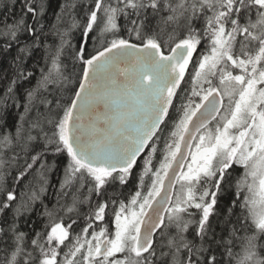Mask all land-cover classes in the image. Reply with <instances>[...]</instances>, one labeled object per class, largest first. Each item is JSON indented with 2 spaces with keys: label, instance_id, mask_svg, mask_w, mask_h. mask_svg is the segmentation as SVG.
<instances>
[{
  "label": "snow or ice",
  "instance_id": "obj_1",
  "mask_svg": "<svg viewBox=\"0 0 264 264\" xmlns=\"http://www.w3.org/2000/svg\"><path fill=\"white\" fill-rule=\"evenodd\" d=\"M16 2L0 0L12 13L0 63L13 65L0 103L23 107L0 136L4 264H264V0H90L72 18L77 46L46 24L51 0H20L19 14ZM39 48L45 67L20 96ZM49 155L67 158L57 204L68 222L45 206L49 222L30 236L20 221L47 191Z\"/></svg>",
  "mask_w": 264,
  "mask_h": 264
},
{
  "label": "trees",
  "instance_id": "obj_2",
  "mask_svg": "<svg viewBox=\"0 0 264 264\" xmlns=\"http://www.w3.org/2000/svg\"><path fill=\"white\" fill-rule=\"evenodd\" d=\"M8 0H5V3H7ZM73 0H51V7L49 8L47 15L45 17L46 24H55L57 27H59L62 31L67 29L68 36L67 39H70L71 44L74 46L78 45L79 39H80V32L78 29L71 27L72 25V18L74 17L77 20H80L82 22L83 17V8L86 3L90 6V0H75L77 7L75 9H69L67 12L63 14V20L57 21L56 20V14H59L61 12L60 5L71 3ZM19 8H20V0H17L15 6L13 7V12L19 14ZM7 17V22H12V13L7 12L4 9H0V21H3ZM2 26V25H0ZM59 37L56 35H49V38L46 40V44H59ZM203 43V42H202ZM0 45H2V38H0ZM91 48V43H90ZM200 51V48H199ZM199 53V52H198ZM14 54V50H13ZM46 52L44 48H39L35 51L33 57L29 58L27 60V63L25 65L26 69L33 73L32 77L27 81H20L15 87L16 91L19 93L20 96L24 95V92L26 89L32 88L36 85L37 81L40 79L41 76V69L45 67L46 64ZM196 60V59H195ZM194 60V62H195ZM64 62L68 65V71H71L73 68V60H72V51L71 49L66 48L65 50V56H64ZM78 71V68H77ZM13 78V65H12V56H7L6 59L3 60V63H0V97H3L7 86L10 82V80ZM75 80V76L73 77ZM187 80V78H186ZM75 85H73L74 87ZM187 85L183 84L182 88H185ZM177 102H174V107L176 106ZM23 113V107L21 106V102L19 100L14 101L13 99L9 98L6 102L0 103V136L8 133L15 132L14 125H18L20 123V116ZM173 115V110L171 109V112L169 114V119L165 122V125L170 127V118ZM163 125L162 132L163 136L167 137L168 134V127H165ZM49 161L56 164V167L49 172V182L45 185L47 188L46 192L39 193L41 200L43 201V206L41 205V200H38L35 202L34 209L32 212L25 216L21 217L20 221V228L28 232L30 236L34 232L41 231L46 223H48V217L45 214V206L49 211H54L56 213H59L61 216H64V213L61 211V208L57 204L58 201V193H59V187H60V179L63 176V169L64 165L67 163V158L63 155L58 156H52L49 155ZM9 172L11 173L8 177V185L9 187L14 186L13 177L16 175L15 168L9 169ZM4 179L3 175H0V181ZM16 190L20 191L19 185H16ZM37 187H39L37 185ZM235 189H232L231 191L225 192L223 195L219 198V207L221 209V212H223V209L225 206L229 205L230 200L234 199L233 192ZM2 199V197H0ZM65 201L63 199L60 200V204H63ZM86 207L84 211H86ZM71 215V214H69ZM11 213L6 212L4 217L0 219H10ZM65 222L67 223V216H64ZM224 217H220L221 223L219 226H217L216 231L217 234H221V228L223 227V221ZM83 226V220L82 218L78 220L76 225H73V228H75L77 231L79 230V227ZM91 231V230H90ZM242 234V233H241ZM10 235L8 237H3V240H8V243L11 244ZM5 244L0 240V264H4L5 259V252H4ZM236 252H240L241 249L237 247L234 249Z\"/></svg>",
  "mask_w": 264,
  "mask_h": 264
},
{
  "label": "water",
  "instance_id": "obj_3",
  "mask_svg": "<svg viewBox=\"0 0 264 264\" xmlns=\"http://www.w3.org/2000/svg\"><path fill=\"white\" fill-rule=\"evenodd\" d=\"M199 52V48L197 49V53ZM196 59V54H194V57H193V61ZM187 78V77H186ZM183 85V84H182ZM182 85H181V87H182ZM175 102V101H174ZM170 112H171V109H170ZM170 114V113H169ZM167 121V120H166ZM165 121V122H166ZM163 126V125H162ZM162 126H161V128H162Z\"/></svg>",
  "mask_w": 264,
  "mask_h": 264
},
{
  "label": "rangeland",
  "instance_id": "obj_4",
  "mask_svg": "<svg viewBox=\"0 0 264 264\" xmlns=\"http://www.w3.org/2000/svg\"><path fill=\"white\" fill-rule=\"evenodd\" d=\"M225 101H226V104H227V100L225 99ZM163 127V126H162Z\"/></svg>",
  "mask_w": 264,
  "mask_h": 264
}]
</instances>
